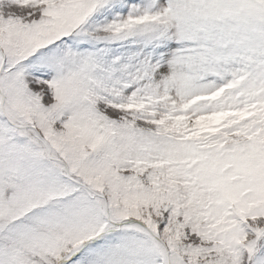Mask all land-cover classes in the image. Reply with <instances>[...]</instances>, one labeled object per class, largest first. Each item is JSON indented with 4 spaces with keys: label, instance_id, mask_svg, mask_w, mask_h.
Here are the masks:
<instances>
[{
    "label": "snow or ice",
    "instance_id": "snow-or-ice-1",
    "mask_svg": "<svg viewBox=\"0 0 264 264\" xmlns=\"http://www.w3.org/2000/svg\"><path fill=\"white\" fill-rule=\"evenodd\" d=\"M0 264H264V0H0Z\"/></svg>",
    "mask_w": 264,
    "mask_h": 264
}]
</instances>
